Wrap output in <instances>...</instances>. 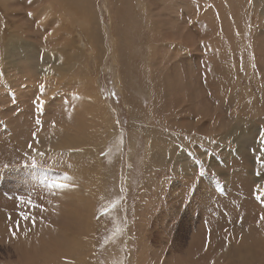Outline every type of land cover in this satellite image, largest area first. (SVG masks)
Here are the masks:
<instances>
[{"label": "rangeland", "instance_id": "374dc122", "mask_svg": "<svg viewBox=\"0 0 264 264\" xmlns=\"http://www.w3.org/2000/svg\"><path fill=\"white\" fill-rule=\"evenodd\" d=\"M17 1L36 5L22 28L52 17ZM120 1L111 14L92 0L99 57L83 47L67 73L48 72L41 48L69 30L15 35L0 8L3 41L17 38L0 43V264H264V0ZM84 76L106 120L90 128L76 127L87 101L69 82Z\"/></svg>", "mask_w": 264, "mask_h": 264}, {"label": "bare ground", "instance_id": "6f19581e", "mask_svg": "<svg viewBox=\"0 0 264 264\" xmlns=\"http://www.w3.org/2000/svg\"><path fill=\"white\" fill-rule=\"evenodd\" d=\"M7 0H5V1H3V2H6ZM23 1V0H22ZM28 1H31V0H28ZM34 2H37L39 5H38V7H41L42 8V10L40 9V13H43V12H52V17H46V18H49L48 19V21L46 22V23H43V24H41L40 26H42V27H40V26H38L40 23H38V25L36 26L35 25V21H33L30 17H28V23H27V26L25 27V26H23V28H22V26L20 27L19 26V24L18 23H20V22H18L17 23V21H19V19H16L18 16H19V14L21 13V12H24L26 15H28V14H33L34 12H35V10H34V7L36 6V5H34V3H33V5H30V4H26V3H24V2H18L17 0H15V2L13 1V2H11V3H13L14 4V6H12V7H10L8 4H7V2L6 3H3L2 2V4L3 5H1L0 6V8L1 9H3L5 12H6V15H7V17L9 18V19H11V21H12V23L10 22V24H11V26H12V24L15 26L14 27V31H13V33L15 34V35H18V34H20L21 35V33L23 32V33H25V35L27 34V33H29V32H31L32 31V34L34 35V33H36V35H40L39 34V29L40 28H42L43 30H42V32L45 30V31H49L50 33H53L54 34V31L56 32V33H58L57 31H60V30H63V29H66L67 31L69 30V32H68V34H67V32H66V34L68 35H65V38H62L61 36H59V38H55V37H53L52 39H50L49 38V42H48V45L50 46V47H48L47 49L46 48H41V49H43V56H44V58L46 59V60H48V59H50L51 57H54L53 58V61L51 62L52 64H49L48 65V67L47 68H49L48 69V72H50V73H52L53 72V70L55 69V67L53 66V64H56V65H61V68H60V70H62V71H65L66 73L68 72V70H70V69H72L73 67H74V70L76 69V65H77V61H73V59H75V58H80L81 60L84 58L83 56H84V53H85V51H84V53H83V51L82 50H84L83 49V47H90V50H93V57H95L94 59H96V55H97V58L99 57L98 56V50L96 49V45H97V43H96V41H98L99 40V36H100V29H93V30H91L90 28H89V25L91 24V22H95L94 20H93V18L91 17V13H93V12H90V10H92L91 9V7L89 8V6L91 5V3H92V0H33ZM32 1V2H33ZM117 1H119V7H118V12H122V9H123V7H122V2L120 1V0H117ZM155 1V0H154ZM26 2V1H25ZM32 2H31V4H32ZM105 3H107V9L110 11V13L112 14V11H111V6L113 5V0H105ZM244 2H242V4H243ZM126 4V3H125ZM36 8V7H35ZM37 9H39V8H37ZM94 9V8H93ZM36 12H37V10H36ZM90 12V13H89ZM39 14V13H38ZM44 14L45 13H43V16H44ZM48 14V13H47ZM49 15V14H48ZM50 15V16H51ZM36 16V15H35ZM93 16V15H92ZM19 17H21V16H19ZM126 17V16H125ZM3 18H4V16H3ZM81 18V19H80ZM45 19V18H44ZM6 20V19H5ZM115 20H120V19H115ZM115 20H113V15H112V30L114 31V22H115ZM22 21V20H21ZM26 21V20H25ZM44 21V20H43ZM120 22V21H119ZM117 23V22H116ZM20 24H23V22H21ZM110 24V25H111ZM118 24V23H117ZM6 26V25H5ZM109 26V25H108ZM34 27H36V29H38V31H34L35 30V28ZM154 27V26H153ZM5 28V27H4ZM8 28V27H7ZM34 29V30H33ZM104 29H105V26H104ZM15 30H19L20 31V33H15ZM44 31V32H45ZM73 31L74 32H76V31H78V32H81V33H85L86 34V42L84 41V46H82V49H79V48H76L75 46H74V44H75V39H74V37H73ZM4 32H6L5 30L3 31V32H1L0 31V43H1V45L2 46H5V45H7L8 43H10V44H12L13 45V41H15V40H17V38H16V36H11V37H9V40H7L8 41V43H5L4 41H3V39H4V37H3V35H4ZM204 32V31H203ZM13 33H11V35H13ZM56 33L54 34L55 36H56ZM9 34H10V32H9ZM30 34V33H29ZM35 35V36H36ZM37 37V36H36ZM7 39V38H6ZM31 39V38H30ZM26 41H24L23 43H20L19 45H23V44H25L26 45V43L28 44L29 42H30V40H28V39H25ZM37 40V39H36ZM78 40V39H77ZM74 42V43H73ZM77 42V41H76ZM47 44V43H46ZM81 44H83V43H81ZM87 44V45H86ZM101 46V45H100ZM24 47H26V46H24ZM40 47V46H39ZM97 47H99V45L97 46ZM4 48V47H3ZM14 48V47H13ZM8 49V48H7ZM34 49V48H33ZM37 49V48H36ZM45 49V50H44ZM40 50V49H39ZM95 50V51H94ZM114 51H115V53L116 52H118L119 50L118 49H116V48H114ZM5 52V51H4ZM13 52V51H12ZM55 53H57V54H55ZM115 53H114V55H115ZM40 54V53H39ZM86 54V53H85ZM2 55V54H1ZM8 54L7 53H4V55H3V58H4V60H6L7 62H5V61H3L4 63H6L7 65H8V63L9 64H12L13 63V61L12 60H10L9 58H8ZM116 57V60H117V57L118 56H115ZM44 59V60H45ZM70 60H71V62H70ZM97 60V59H96ZM99 60V59H98ZM95 61V60H94ZM46 62V61H45ZM50 63V62H49ZM46 64H48V63H46ZM79 64V63H78ZM7 65L5 66V68L7 67ZM10 66V65H9ZM11 67H13V66H11ZM1 68H3L2 66L0 67V69ZM46 68V67H45ZM45 71V70H44ZM46 72H47V70H46ZM61 73H63V72H61ZM50 75V74H49ZM46 77V76H45ZM68 78V77H67ZM49 76H47V79H46V85H47V94L48 95H51V93H52V89H54V87L53 86H51L48 82H49ZM70 81L69 82H73L74 83V81L76 80H78L79 81V89H78V95H80L83 99H85L86 101H87V104L85 105V104H83V107L82 108H73V110L74 111H79V113L78 114H75L74 113V115H75V124H76V127L78 126V125H80L81 124V126L80 127H82V126H87V124H82L83 123V121L85 120V119H90V118H88V117H91V118H93L94 120H98V121H96L97 123H100V124H102V123H106V120H104L103 119V121H102V116L104 115V113H101V115H100V111H102V109H101V107H99V102L98 101H100V96L99 95H97V93H96V91L92 88V87H90L89 85H90V80H89V77L88 76H84V77H73V78H71V79H69ZM48 81V82H47ZM67 81V80H66ZM122 81H123V79H122ZM134 81V80H133ZM119 81H117V84L119 85V83H118ZM5 83V82H4ZM68 84V83H67ZM10 85V84H9ZM46 85H44L43 86V88L46 86ZM48 85H49V87H48ZM5 86V85H4ZM14 86V85H13ZM78 88V87H77ZM20 91H21V87H20ZM25 93V92H24ZM73 93H76V92H73ZM35 94V93H34ZM37 94H38V92H37ZM110 94V93H109ZM41 95V94H40ZM48 95H47V97H48ZM68 95H70V94H68ZM78 95H76V96H78ZM11 96H14V95H11ZM16 96V95H15ZM44 96V95H43ZM73 95H71V97H72ZM75 96V97H76ZM52 97V96H51ZM70 97V96H69ZM49 98V97H48ZM72 98H74V97H72ZM43 99V98H42ZM59 99H61V98H59ZM13 100V99H12ZM44 101V100H43ZM42 101V102H43ZM59 101V100H58ZM58 101H56V102H58ZM72 101V100H71ZM71 104V103H70ZM44 105V104H43ZM54 105V104H53ZM66 105V104H65ZM85 105V106H84ZM56 107V106H55ZM87 111V112H86ZM106 111V110H105ZM13 112V111H12ZM109 113V112H108ZM66 114V113H65ZM106 114H107V111H106ZM106 114H105V117H106ZM16 117V116H15ZM14 117V118H15ZM109 117V116H108ZM76 118H77V120H76ZM13 119V118H12ZM16 119V118H15ZM109 119V118H108ZM237 119V118H236ZM18 120V119H17ZM100 126V125H99ZM106 126L107 127H109V129H110V125L107 123L106 124ZM88 127V126H87ZM88 128H90V127H88ZM62 129H64V128H62ZM62 129H60V131L62 130ZM56 130V129H55ZM86 130V129H85ZM89 130V129H88ZM111 130H113L112 128H111ZM65 131V130H64ZM110 132V131H109ZM112 133H114V132H112ZM119 133V132H118ZM230 133H232V132H230ZM56 134H59V133H56ZM61 134V133H60ZM79 134V135H78ZM225 135L224 136H228L227 135V133H224ZM229 134V133H228ZM93 135V134H92ZM230 135V134H229ZM85 136V135H84ZM115 136H117V135H115ZM152 136V135H151ZM223 136V137H224ZM82 139V136H80V133H75L74 135H73V137H69L68 138V141H69V143L70 144H73V143H77L80 147L81 146H83V144H82V142L81 141H79V140H81ZM235 139V138H234ZM78 141V142H77ZM201 141V140H200ZM235 142H237V140L235 141ZM239 146L241 147V145L239 144ZM87 150H89V149H86V148H83L80 152L79 151H75V152H73V151H70L69 150V152L71 153H73V154H71V155H76V154H78V153H82L84 156H92V151H87ZM168 150V149H167ZM204 151V150H203ZM261 152H262V148H261ZM96 159L94 158V165L97 167V168H99L100 167V165L98 164V162L97 161H95ZM245 161V160H244ZM213 163H214V161H213ZM246 168V167H245ZM248 168V167H247ZM247 168H246V170H247ZM90 172L91 171H89V174H90ZM256 173V172H255ZM91 174H92V172H91ZM246 173H244L243 175H245ZM92 176H94V175H92ZM256 176V175H255ZM94 177H96V176H94ZM248 179V178H247ZM254 180H255V187H259V188H262L263 190H264V174H258L256 177H254ZM244 183H243V182ZM242 181H240V182H242V184H244L243 185V190H244V188L247 190V192L248 191H252L251 189L252 188H254L252 185H254V184H251V183H249V182H246L244 179L242 180ZM92 181L89 179V183H91ZM65 185V184H64ZM79 188V187H78ZM68 192H70V191H68ZM93 193H95V192H93ZM250 193V192H249ZM55 195V194H54ZM59 195V194H58ZM56 196V195H55ZM77 199H78V197H76ZM240 199V198H239ZM242 200V199H241ZM49 201V200H48ZM244 202V201H243ZM243 202L241 201V202H239L238 203V207L240 208V214L242 213V212H248V211H246V209L248 210H250V208L252 207V206H249V204L248 203H244L243 204ZM56 203V202H55ZM220 203V202H219ZM224 203V202H223ZM250 203V202H249ZM54 204V203H53ZM51 205V204H50ZM250 205H251V203H250ZM236 212H237V210H236ZM166 213H168V212H166ZM235 213V212H234ZM237 214V213H236ZM165 215V214H164ZM239 216V215H238ZM259 216H260V214H259ZM165 217V216H164ZM231 217V216H230ZM233 219H234V217H233ZM75 245V246H74ZM79 245L80 244H77L76 245V241H73V246H71L72 248H74V249H78V250H80L79 248ZM79 252H76V254H78Z\"/></svg>", "mask_w": 264, "mask_h": 264}, {"label": "snow or ice", "instance_id": "6c2138e0", "mask_svg": "<svg viewBox=\"0 0 264 264\" xmlns=\"http://www.w3.org/2000/svg\"><path fill=\"white\" fill-rule=\"evenodd\" d=\"M260 140H261L262 142H264V130H262L261 133H260ZM261 162L264 163V161H261ZM31 166H32V167H37L35 160L32 161V165H31ZM201 174H203V173H201ZM66 178H70V177H66ZM55 187H57V188H63V187H65V186L62 185V184H57V185H55ZM105 214H106V213H105Z\"/></svg>", "mask_w": 264, "mask_h": 264}, {"label": "crops", "instance_id": "0c3cea01", "mask_svg": "<svg viewBox=\"0 0 264 264\" xmlns=\"http://www.w3.org/2000/svg\"><path fill=\"white\" fill-rule=\"evenodd\" d=\"M5 206H6V204H5ZM6 207H8L9 208V206H6ZM9 210L10 211H13V209L11 208H9ZM16 215V213H14V214H10L9 213V215H7V217H9V218H13L14 216ZM3 216H4V218H5V221H6V219H7V222H8V218H6V214H3ZM3 228L2 227H0V231L2 230ZM2 234H3V232H1ZM12 242V244H13V241H11ZM6 244V243H5ZM7 245V244H6ZM7 248H10V247H4V249H7Z\"/></svg>", "mask_w": 264, "mask_h": 264}]
</instances>
